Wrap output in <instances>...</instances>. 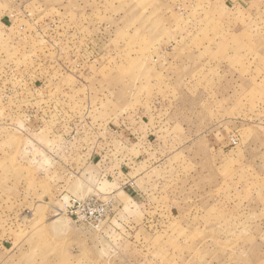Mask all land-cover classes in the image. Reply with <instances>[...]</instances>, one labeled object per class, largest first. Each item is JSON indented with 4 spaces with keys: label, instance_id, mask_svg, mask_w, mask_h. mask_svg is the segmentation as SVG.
Listing matches in <instances>:
<instances>
[{
    "label": "rangeland",
    "instance_id": "374dc122",
    "mask_svg": "<svg viewBox=\"0 0 264 264\" xmlns=\"http://www.w3.org/2000/svg\"><path fill=\"white\" fill-rule=\"evenodd\" d=\"M0 264H264V0H0Z\"/></svg>",
    "mask_w": 264,
    "mask_h": 264
},
{
    "label": "built area",
    "instance_id": "2783aa9c",
    "mask_svg": "<svg viewBox=\"0 0 264 264\" xmlns=\"http://www.w3.org/2000/svg\"><path fill=\"white\" fill-rule=\"evenodd\" d=\"M65 212L87 223L98 224L106 215L107 207L104 203L91 199L70 198L64 202Z\"/></svg>",
    "mask_w": 264,
    "mask_h": 264
}]
</instances>
